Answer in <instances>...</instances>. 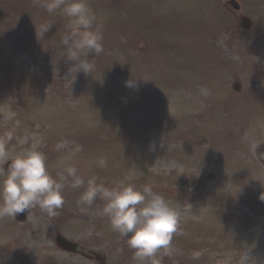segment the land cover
Listing matches in <instances>:
<instances>
[{
  "label": "rangeland",
  "instance_id": "rangeland-1",
  "mask_svg": "<svg viewBox=\"0 0 264 264\" xmlns=\"http://www.w3.org/2000/svg\"><path fill=\"white\" fill-rule=\"evenodd\" d=\"M226 1L87 0L104 52L85 76L61 58L67 17L40 0H0V170L41 151L65 196L55 217L36 207L25 223L0 218L3 264L42 263L58 252V232L98 247L108 264H137L101 215L105 202H78L87 184L72 188L69 167L85 181L148 185L165 197L184 235L174 234L171 256L157 253L160 264H264V166L254 149L264 140V0H238L241 12ZM131 79L136 87L125 86ZM62 138L79 146L75 157L54 150Z\"/></svg>",
  "mask_w": 264,
  "mask_h": 264
},
{
  "label": "clouds",
  "instance_id": "clouds-1",
  "mask_svg": "<svg viewBox=\"0 0 264 264\" xmlns=\"http://www.w3.org/2000/svg\"><path fill=\"white\" fill-rule=\"evenodd\" d=\"M40 3L49 14L59 10L68 18V31L60 44L61 58L70 65L69 72L91 75L95 69L94 58L104 52V36L102 25L87 0H40ZM49 29L50 26H43L44 33ZM125 86L136 87V81L127 80ZM8 139H11L10 135ZM5 145L6 141L0 142V158L6 157ZM53 147L57 152L66 153V159L75 157L81 150L63 138ZM10 162L7 170H0V173H6L0 181V218L16 217L25 212L30 214L36 207L48 217H55L65 203L64 184L49 173L46 154L29 150ZM98 164L105 167L107 162L101 159ZM66 172L72 178V188L79 189L85 182L87 184L80 194L79 203L92 207L97 198L105 202L101 215L108 218L113 231L127 238L137 264H144L146 260L160 264L156 259L160 250L165 255L173 254L174 234L181 236L184 233L179 230L175 209L151 186L145 185L142 189L122 184L107 187L97 183L96 177L85 181L75 167L67 168ZM259 199L264 202V192L260 193ZM200 256L199 251H193L191 259L198 260Z\"/></svg>",
  "mask_w": 264,
  "mask_h": 264
},
{
  "label": "flooded vegetation",
  "instance_id": "flooded-vegetation-1",
  "mask_svg": "<svg viewBox=\"0 0 264 264\" xmlns=\"http://www.w3.org/2000/svg\"><path fill=\"white\" fill-rule=\"evenodd\" d=\"M57 249L60 250L59 253L48 255L43 264H102L101 260L99 261L95 253H93L95 252L96 247L79 246L77 248L79 252L76 253L65 252L64 249H61L59 247H57ZM105 255H103L102 257H105L107 260L109 256L107 254ZM66 259H68L69 261H66Z\"/></svg>",
  "mask_w": 264,
  "mask_h": 264
},
{
  "label": "water",
  "instance_id": "water-1",
  "mask_svg": "<svg viewBox=\"0 0 264 264\" xmlns=\"http://www.w3.org/2000/svg\"><path fill=\"white\" fill-rule=\"evenodd\" d=\"M234 5L236 7H238V4L237 3H234ZM258 150L261 154V157L263 158L264 160V145H260L258 147ZM29 216V214L27 212L25 213H19L17 215V217L20 219V220H25L27 217ZM58 244L66 249H72L73 246H75L76 244L75 243H72L70 241H68L67 239H65L62 235H59L58 236Z\"/></svg>",
  "mask_w": 264,
  "mask_h": 264
}]
</instances>
